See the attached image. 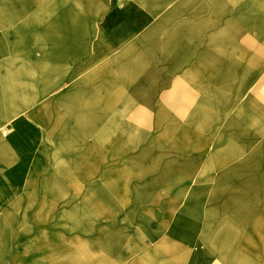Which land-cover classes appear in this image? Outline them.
<instances>
[{"label": "crops", "instance_id": "0c3cea01", "mask_svg": "<svg viewBox=\"0 0 264 264\" xmlns=\"http://www.w3.org/2000/svg\"><path fill=\"white\" fill-rule=\"evenodd\" d=\"M0 129V247L264 264V0H0Z\"/></svg>", "mask_w": 264, "mask_h": 264}, {"label": "bare ground", "instance_id": "6f19581e", "mask_svg": "<svg viewBox=\"0 0 264 264\" xmlns=\"http://www.w3.org/2000/svg\"><path fill=\"white\" fill-rule=\"evenodd\" d=\"M13 116H15V121L13 124L15 132L23 131L28 129V125L24 124L25 117H29L28 112L23 111V109H12ZM10 130H1L0 133L3 137L8 139L10 137ZM3 138L0 136V163L3 162V158H8L11 153L7 150L6 143L3 144ZM33 142V141H31ZM72 141L67 140H59L58 141V148L62 153H67V151L71 147ZM15 144H19V141L16 140ZM1 179V178H0ZM175 226H177V222H175ZM172 236H177V233L174 232ZM18 245H15V244ZM56 241H52L45 237L42 233L38 236H34L28 239H24L19 241L18 239L13 240L11 239V246L10 247H0V263L6 264H20L26 260L28 264H44L45 262L49 261L52 264H65L66 257L61 256L59 251H56L58 248H63V245H56ZM21 244H25L23 247ZM113 247H106L107 250L112 249ZM83 257V255H82ZM82 257H72L69 258L67 261L70 264L72 261H80L83 260ZM89 259V256L86 255Z\"/></svg>", "mask_w": 264, "mask_h": 264}, {"label": "rangeland", "instance_id": "374dc122", "mask_svg": "<svg viewBox=\"0 0 264 264\" xmlns=\"http://www.w3.org/2000/svg\"><path fill=\"white\" fill-rule=\"evenodd\" d=\"M61 221H65V220H61Z\"/></svg>", "mask_w": 264, "mask_h": 264}]
</instances>
